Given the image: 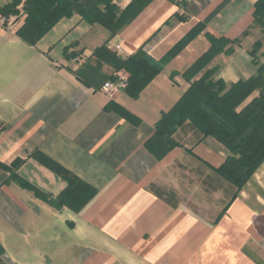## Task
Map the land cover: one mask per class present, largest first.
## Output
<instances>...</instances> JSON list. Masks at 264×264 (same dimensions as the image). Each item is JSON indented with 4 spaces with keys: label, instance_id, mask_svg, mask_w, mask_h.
I'll list each match as a JSON object with an SVG mask.
<instances>
[{
    "label": "crops",
    "instance_id": "0c3cea01",
    "mask_svg": "<svg viewBox=\"0 0 264 264\" xmlns=\"http://www.w3.org/2000/svg\"><path fill=\"white\" fill-rule=\"evenodd\" d=\"M256 1L115 0L132 17L112 37L74 14L34 45L16 34L24 19L0 23V264H264V162L234 197L235 186L215 171L229 156L220 142L188 121L168 150L153 136L161 114L205 70L217 69L229 86L264 63V49L258 65L249 53L258 40L264 48ZM212 38L228 43L186 79ZM102 44L119 46L120 57L169 55L136 99L109 97L95 87L109 68L90 85L78 74L86 77ZM109 101L139 122L106 111ZM47 158L80 182L58 207L21 185L52 198L66 188Z\"/></svg>",
    "mask_w": 264,
    "mask_h": 264
},
{
    "label": "trees",
    "instance_id": "16d2710c",
    "mask_svg": "<svg viewBox=\"0 0 264 264\" xmlns=\"http://www.w3.org/2000/svg\"><path fill=\"white\" fill-rule=\"evenodd\" d=\"M115 0H11L0 5V15L23 14L22 26L16 34L29 45H34L41 37L50 31L62 18H70L74 14L88 24H98L112 37L131 20V7L119 10ZM144 1V0H143ZM253 24L264 32V0H257L253 5ZM209 50L203 54L193 66L184 73V77L190 80L196 73L202 70L208 61L221 52L227 45L226 39L210 40ZM237 42V41H234ZM180 42L176 48L181 46ZM261 41L253 43L250 55L255 65H258L257 52L261 49ZM66 56L75 58L78 53L68 52ZM154 60L142 49L127 56L120 57L115 51L102 44L92 52L94 66L86 63L83 71L86 77H79L83 84L90 85V79L97 76L104 66L111 70L103 79L95 83L98 89L105 82L113 80V74L122 70L128 74L124 92L136 99L141 91L161 71L167 56ZM264 55V53H263ZM217 69H207L202 76L192 81L189 88L166 112L161 114L155 124L154 137H164L165 150L173 146L172 135L184 122H190L203 136H211L220 142L229 151V156L215 169L216 173L235 186L236 194L250 179L257 168L264 162V63L258 65L254 75L245 80L227 86L223 80L216 78ZM99 75V74H98ZM257 92V96L254 93ZM251 99L249 101V98ZM246 101V102H245ZM106 111H116L133 123L139 120L124 110L119 105L109 101L104 107ZM54 170L67 181V186L56 197L52 198L28 184L22 182V186L32 191L34 196L49 205L58 207L64 203L63 198L71 193L73 184L79 186L80 182L66 169L47 158ZM20 160L14 161L10 167L2 165L4 169L17 167ZM60 205V204H59ZM3 249L0 245V255Z\"/></svg>",
    "mask_w": 264,
    "mask_h": 264
},
{
    "label": "built area",
    "instance_id": "2783aa9c",
    "mask_svg": "<svg viewBox=\"0 0 264 264\" xmlns=\"http://www.w3.org/2000/svg\"><path fill=\"white\" fill-rule=\"evenodd\" d=\"M20 17H21V11L19 9L18 15H10L8 17L0 15V23L1 25L7 28H12L20 19ZM114 51L116 52V54L120 53L119 46H115ZM113 77H114L113 80L105 82L97 89V91L104 93L109 97H111L113 94H115L118 91H123L127 83V78H128L127 73L122 70H119L113 74Z\"/></svg>",
    "mask_w": 264,
    "mask_h": 264
},
{
    "label": "rangeland",
    "instance_id": "374dc122",
    "mask_svg": "<svg viewBox=\"0 0 264 264\" xmlns=\"http://www.w3.org/2000/svg\"><path fill=\"white\" fill-rule=\"evenodd\" d=\"M19 9H20V8H19ZM21 13H22V12H21ZM24 17H25V16L22 14L20 18L24 19ZM262 39H264V37H262ZM263 49H264V48L260 49V50L257 52V57H258L259 52H261V50H263ZM71 53L73 54L74 52H73V51H70V54H71ZM259 55H260V54H259ZM127 75H128V74H127ZM254 96H257V92L254 93ZM250 99H251V97H250L248 100H246V101H249ZM246 101H245V102H246Z\"/></svg>",
    "mask_w": 264,
    "mask_h": 264
}]
</instances>
